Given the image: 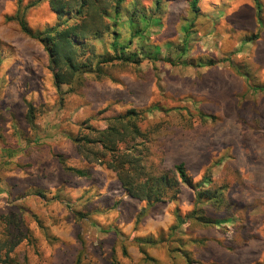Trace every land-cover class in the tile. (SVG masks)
Listing matches in <instances>:
<instances>
[{
    "label": "rangeland",
    "instance_id": "obj_1",
    "mask_svg": "<svg viewBox=\"0 0 264 264\" xmlns=\"http://www.w3.org/2000/svg\"><path fill=\"white\" fill-rule=\"evenodd\" d=\"M191 2L125 0L119 15L110 10L111 33L89 42L114 54L116 38L133 62L72 90L57 88L44 46L12 20L17 0H0V215L16 214L33 232L35 247L19 251L26 264H75L83 247L86 264H146L138 239L158 241L145 247L159 264H188L169 253L179 244L191 264H264V0ZM26 20L35 32L58 23L46 1ZM131 109L148 160L165 172L185 164L220 202L196 206L184 186L177 202L149 206L78 155L84 121L105 129ZM62 159L88 176L65 173Z\"/></svg>",
    "mask_w": 264,
    "mask_h": 264
},
{
    "label": "trees",
    "instance_id": "obj_2",
    "mask_svg": "<svg viewBox=\"0 0 264 264\" xmlns=\"http://www.w3.org/2000/svg\"><path fill=\"white\" fill-rule=\"evenodd\" d=\"M44 1L48 2L50 9L56 14L58 23L44 31L35 32L27 23L26 12ZM124 1L34 0L30 5L24 6V0H17L18 11L12 20L19 24L24 34L44 46L57 88L68 86L75 90L84 88L89 76H106V69L116 62H133L126 54V49L117 44L116 38L112 46L114 54H101L97 46L89 42L91 38L102 39L104 34L111 33L109 11L113 10L115 15H119ZM198 3L199 0H192V8L197 9ZM257 5L260 10V5ZM35 111L30 104L27 119L32 126H35ZM140 117L141 114L135 109L128 110L123 115L109 119L105 129L95 127L90 120L84 121L73 137L78 155L88 164L100 165L115 173L128 196L149 206L168 201L177 202L184 186L196 192V206L204 200L220 202L218 192L203 189L207 184L206 180L197 185L193 184L185 164L176 165L174 170L165 172L161 165L148 160L145 152L149 154L150 150L145 143L138 142L146 140ZM60 164L65 173L70 172L79 177L88 176L86 172L70 167L66 160L62 159ZM193 212V218L203 224H218L196 214L197 211ZM177 228L178 225L172 227V234ZM35 242L37 241L33 232L16 214L0 215V264H26L28 256L21 258L19 251L24 245L35 247ZM138 243L145 263L159 264L145 247L147 244L156 246L158 241L138 239ZM171 248L169 253L179 252L191 264V256L183 253L185 251L181 244L176 249ZM85 251V247L81 248L75 264H86L83 262ZM123 254L130 258L126 247ZM171 259L174 261L175 257L171 255Z\"/></svg>",
    "mask_w": 264,
    "mask_h": 264
}]
</instances>
